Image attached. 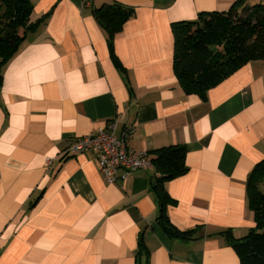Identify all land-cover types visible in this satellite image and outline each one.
<instances>
[{
    "label": "crops",
    "instance_id": "1",
    "mask_svg": "<svg viewBox=\"0 0 264 264\" xmlns=\"http://www.w3.org/2000/svg\"><path fill=\"white\" fill-rule=\"evenodd\" d=\"M235 0H31L48 14L3 66L0 84V264H240L223 230L253 226L246 197L264 158V60H251L204 96L173 72L171 23L227 10ZM134 9L114 38L92 9ZM249 4L264 0H248ZM115 123L131 148L186 146L188 170L165 183L170 221L199 227L193 239L156 222L151 166L110 184L92 152L66 155L73 139ZM48 159L50 162H48ZM148 255H139L138 237Z\"/></svg>",
    "mask_w": 264,
    "mask_h": 264
},
{
    "label": "trees",
    "instance_id": "2",
    "mask_svg": "<svg viewBox=\"0 0 264 264\" xmlns=\"http://www.w3.org/2000/svg\"><path fill=\"white\" fill-rule=\"evenodd\" d=\"M31 0H0V84L3 66L16 54L28 33L46 21L47 15L31 20ZM92 13L107 36L110 56L120 72H125L114 53V38L134 16L132 7L119 3L94 7ZM173 35V72L186 94L201 96L251 60H264V4L235 0L224 11L200 12L195 19L171 23ZM156 175L151 190L157 202L156 222L170 237L188 241L199 227L180 230L170 221L169 205L175 203L165 190V183L188 170L186 146L171 144L149 151ZM264 158L250 171L246 197L253 212L254 226L243 236L234 237L223 230L240 264H264ZM139 255H148L142 237H138Z\"/></svg>",
    "mask_w": 264,
    "mask_h": 264
},
{
    "label": "built area",
    "instance_id": "3",
    "mask_svg": "<svg viewBox=\"0 0 264 264\" xmlns=\"http://www.w3.org/2000/svg\"><path fill=\"white\" fill-rule=\"evenodd\" d=\"M90 5L89 0H83ZM135 126L125 127L122 136L115 135V123L108 121L94 132L77 137L64 149L66 155L92 152L96 156L99 170L107 183L114 184L127 180L137 170L151 167V156L147 151L131 148L127 138ZM48 162L50 160L48 159Z\"/></svg>",
    "mask_w": 264,
    "mask_h": 264
},
{
    "label": "rangeland",
    "instance_id": "4",
    "mask_svg": "<svg viewBox=\"0 0 264 264\" xmlns=\"http://www.w3.org/2000/svg\"><path fill=\"white\" fill-rule=\"evenodd\" d=\"M262 188H264V185H261Z\"/></svg>",
    "mask_w": 264,
    "mask_h": 264
}]
</instances>
